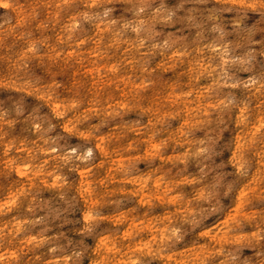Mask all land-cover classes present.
I'll return each instance as SVG.
<instances>
[{
  "label": "clouds",
  "instance_id": "1",
  "mask_svg": "<svg viewBox=\"0 0 264 264\" xmlns=\"http://www.w3.org/2000/svg\"><path fill=\"white\" fill-rule=\"evenodd\" d=\"M0 264H264V0H0Z\"/></svg>",
  "mask_w": 264,
  "mask_h": 264
}]
</instances>
